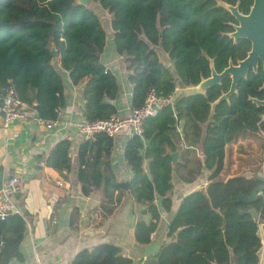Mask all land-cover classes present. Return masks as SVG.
<instances>
[{
	"label": "trees",
	"instance_id": "obj_1",
	"mask_svg": "<svg viewBox=\"0 0 264 264\" xmlns=\"http://www.w3.org/2000/svg\"><path fill=\"white\" fill-rule=\"evenodd\" d=\"M91 3L110 16L115 52L123 56L130 72L132 108L141 107L151 89L157 97H165L175 96L177 87L198 85L210 76L211 62L221 72L230 62L244 59L251 47L245 38L229 37L237 22L222 5H237L239 12L247 14L253 0ZM104 42L105 31L90 4L0 0L1 95L12 87L39 119L55 122L67 100L61 74L65 71L73 85L84 83V120L116 116L118 82L100 62ZM158 48L171 67L161 60ZM230 84L227 76L203 94L182 93L172 105L145 118L142 133H133L124 146L123 156L131 169L128 180L118 181L111 169L112 135L97 132L78 145L75 172L82 193L102 192L98 210L104 217L120 202L118 194H130L141 207L134 224V238L141 247L151 243L158 229L157 199L165 212L171 211L173 177L191 182L201 169L207 172L206 185L180 200L168 224L167 240L141 264H259L264 190L252 204L237 201L238 193L249 194L258 181L241 174L224 179L221 174L226 155L227 160L231 155L228 145L264 134V106L252 100L264 99L261 64L238 81L235 93L213 106ZM70 145L69 139L58 141L45 155V165L70 170ZM178 147L180 156L174 164L170 152ZM197 149L201 159H190ZM252 208L258 218L251 214ZM26 230L25 214L8 213L0 219V264L22 258L19 245ZM68 264H134V260L114 244L99 243L77 252Z\"/></svg>",
	"mask_w": 264,
	"mask_h": 264
},
{
	"label": "crops",
	"instance_id": "obj_2",
	"mask_svg": "<svg viewBox=\"0 0 264 264\" xmlns=\"http://www.w3.org/2000/svg\"><path fill=\"white\" fill-rule=\"evenodd\" d=\"M101 24L105 31V42L100 62L116 76L118 94L114 102L117 116L126 117L132 109V84L128 80L130 72L123 56L115 52L110 16L107 22L101 21ZM158 51L161 60L171 67L167 55L160 48ZM61 74L67 100L65 107L59 112L58 120L51 127H47L31 109L25 111L23 118L14 119L7 126H4L0 116V171L3 178L12 175L20 179L21 189L14 196V200L27 220V230L19 245L22 258H13L8 264H36L37 261L41 264H68L77 252L99 243L114 244L124 255L132 258L134 264H141V259L145 258L144 249L134 238V224L141 207L134 204L130 194L116 192L115 196L118 194L120 202L111 215L104 217L98 210L102 192L95 190L84 195L81 191L75 170L77 149L83 137L78 133L76 125L84 118V83L73 85L67 72L61 71ZM191 88L193 87H177L175 97L189 92ZM1 96L0 93V99ZM132 134L131 128L125 127L112 135L114 143L110 164L118 181L131 177V169L124 159L123 150ZM65 138L71 142V169L57 171L47 167L44 162L45 155L58 141ZM229 147L232 162L226 166V155L225 168H229V173L225 177L221 174L224 179L240 174L264 176V160L258 162L255 171L253 169L255 154L258 155L261 151L260 147L254 146L253 140H239L228 145L227 151ZM201 155L197 149L189 158L201 159ZM206 177L205 169H201L197 178L191 182H184L176 175L173 177L172 208L170 212H165L160 199H157L160 221L158 229L151 237L152 241L161 245L167 240L168 224L180 200L186 194L204 187L207 183ZM259 235L262 243L259 264H264L263 224L259 225Z\"/></svg>",
	"mask_w": 264,
	"mask_h": 264
},
{
	"label": "water",
	"instance_id": "obj_3",
	"mask_svg": "<svg viewBox=\"0 0 264 264\" xmlns=\"http://www.w3.org/2000/svg\"><path fill=\"white\" fill-rule=\"evenodd\" d=\"M78 4L88 6L91 0H76ZM232 16L235 18L237 24L234 25V31L229 34V37L233 40L238 38H245L250 41L251 47L247 56L238 61L237 64H232L224 68L221 72H217L213 63H210L211 74L208 78H205L189 90L190 94L205 93L208 87L219 83L223 78L229 76L231 78V84L229 90L223 93L212 104L213 106L221 100L228 99L229 96L236 91L238 81L245 78L250 71H256L259 63L264 73V0H253L252 6L247 14L239 12L237 5L223 4ZM52 54H56V50L52 48ZM264 90V86L261 87ZM69 97V94H67ZM257 105L264 106V99H252ZM178 147L174 152H170L172 162L175 164L179 159ZM253 177L258 181L249 194L238 193L237 201L246 202L252 204L256 199L260 191L264 190V176L254 174ZM3 179V173L0 171V188ZM217 212H219L217 210ZM253 217L258 218L259 215L255 208L250 209ZM242 213V211H241ZM160 248V245L154 241H151L148 245L143 247L144 256L147 257L156 253Z\"/></svg>",
	"mask_w": 264,
	"mask_h": 264
},
{
	"label": "built area",
	"instance_id": "obj_4",
	"mask_svg": "<svg viewBox=\"0 0 264 264\" xmlns=\"http://www.w3.org/2000/svg\"><path fill=\"white\" fill-rule=\"evenodd\" d=\"M175 96L168 95L157 97L154 90L151 89L145 99L144 104L139 108H132L126 117L111 116L105 119L95 121L81 120L77 125L78 133L85 139L90 138L94 133L105 132L108 135H114L122 128L129 127L132 132L140 135L145 118L153 115L158 109L172 105ZM27 110L26 103L20 98L14 88L9 87L2 94L0 99V116L3 119L4 126L16 118H23ZM41 120V119H40ZM47 127H51L53 121H44ZM21 182L16 176L3 178L0 188V219H3L8 213L23 214L16 204L14 196L20 191ZM36 264H41L39 261Z\"/></svg>",
	"mask_w": 264,
	"mask_h": 264
},
{
	"label": "rangeland",
	"instance_id": "obj_5",
	"mask_svg": "<svg viewBox=\"0 0 264 264\" xmlns=\"http://www.w3.org/2000/svg\"><path fill=\"white\" fill-rule=\"evenodd\" d=\"M90 7L93 9V11L99 16L100 20L102 21V23L105 21L107 22V18L109 17L108 13L104 10L101 9V7L99 6V4L96 3H91L90 2ZM202 53H204V55H206L210 61H212V57L207 55V53L205 52V50H201ZM162 57H164V55H161ZM264 118V115H263ZM254 142V146L260 147L262 150L260 151V153L257 155L255 154V158H254V164L255 166L253 167L254 171L256 169V166L258 165V162H261L262 160H264V134L261 133V137H257L256 139L253 140ZM241 147H243V145H241ZM230 155V153H229ZM228 155V156H229ZM232 155V154H231ZM230 155V159L227 160L226 166H229L230 163L232 162V157ZM229 158V157H228ZM250 162H252V160H250ZM228 167H226L222 174L225 177L226 175H228ZM227 170V171H226ZM263 224V223H262ZM264 225V224H263Z\"/></svg>",
	"mask_w": 264,
	"mask_h": 264
},
{
	"label": "flooded vegetation",
	"instance_id": "obj_6",
	"mask_svg": "<svg viewBox=\"0 0 264 264\" xmlns=\"http://www.w3.org/2000/svg\"><path fill=\"white\" fill-rule=\"evenodd\" d=\"M260 64H261V63H259V65H260ZM258 68H259V66H258ZM258 68H257V70H258ZM263 86H264V85H263ZM263 86H262V87H263ZM263 91H264V90H263Z\"/></svg>",
	"mask_w": 264,
	"mask_h": 264
}]
</instances>
